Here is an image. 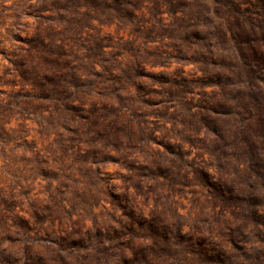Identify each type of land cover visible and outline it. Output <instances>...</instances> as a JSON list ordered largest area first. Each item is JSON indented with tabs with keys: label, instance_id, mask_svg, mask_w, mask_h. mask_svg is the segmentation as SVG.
Listing matches in <instances>:
<instances>
[{
	"label": "rangeland",
	"instance_id": "rangeland-1",
	"mask_svg": "<svg viewBox=\"0 0 264 264\" xmlns=\"http://www.w3.org/2000/svg\"><path fill=\"white\" fill-rule=\"evenodd\" d=\"M130 4L136 29L83 16L87 0H0V264H201L170 245L218 232L200 188L169 177L173 17Z\"/></svg>",
	"mask_w": 264,
	"mask_h": 264
},
{
	"label": "trees",
	"instance_id": "trees-1",
	"mask_svg": "<svg viewBox=\"0 0 264 264\" xmlns=\"http://www.w3.org/2000/svg\"><path fill=\"white\" fill-rule=\"evenodd\" d=\"M152 1L173 17L161 35L178 65L167 85L178 104L169 177L198 186L221 218L216 234L179 236L171 250L186 262L264 264V0ZM87 2L83 16L135 28L130 0ZM163 55L155 57L168 66ZM188 64L192 78L183 74ZM57 81L48 87L53 96Z\"/></svg>",
	"mask_w": 264,
	"mask_h": 264
}]
</instances>
